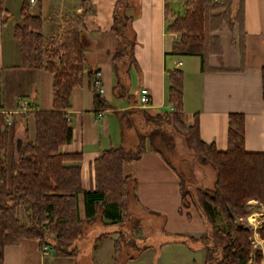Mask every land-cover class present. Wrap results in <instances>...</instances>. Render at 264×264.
Here are the masks:
<instances>
[{"label":"crops","instance_id":"0c3cea01","mask_svg":"<svg viewBox=\"0 0 264 264\" xmlns=\"http://www.w3.org/2000/svg\"><path fill=\"white\" fill-rule=\"evenodd\" d=\"M122 1L126 5L124 12L130 17V32L134 40V63L122 76L124 94L122 89L116 88L110 62L117 42L110 31L117 0H33L27 4L29 13L41 14V33L47 50L57 49L64 22L71 16H80L83 28L80 34L82 67L84 73H90L92 78L98 73L103 90L100 97L106 106L94 108L90 81L84 75L80 84L71 90L69 108L65 112L70 122V141L61 145L59 151L80 153V160L76 163L80 188L84 191L93 188V161L103 150L117 146L131 150L124 144L120 123L133 115L131 108L140 88L148 92L149 103L144 109L149 113L172 109L167 95V74L172 70L181 73L183 124L191 125L195 119L198 137L203 142L212 143L216 151L223 152L226 149L227 116L239 113L242 115L243 150L264 153L261 89L264 0H213L224 4L208 14L209 38L204 45L203 69H200V57L196 55L170 54L172 44L179 36L167 32L166 27L175 17L182 16L184 7L181 0ZM20 6L21 0H0V112L8 125L7 164L19 145L23 128L30 136L33 133L29 113L51 110V74L42 69L19 66L17 43L11 31L19 21ZM226 16L231 21L229 27L225 22ZM22 114L28 115L23 118L20 117ZM123 171L136 181V202L130 199L127 211L133 216H144L141 226L146 229L153 227L154 218H161L159 226L162 229L167 224L163 211L169 199L174 203L175 196L178 197L176 214L179 206L174 173L147 146L139 160L124 165ZM78 200L81 204L80 198ZM252 203L257 206L253 212L249 211ZM246 205L249 206L246 216L236 220V224L255 230L261 226L262 207L254 200L247 201ZM187 212L191 220L192 212L190 209ZM96 224L100 230L103 229L101 224ZM107 228V231L111 230V227ZM146 233L149 235L150 232ZM202 234L200 231L196 236H184L197 238ZM95 235L86 233L72 256L54 255L51 251L42 254L35 240L21 238L2 248L1 264H147L145 257L148 256L146 259L149 260L156 250V245L150 240L147 241L149 246L140 252L121 245L114 260L113 241L117 234L110 233L93 240ZM136 241L138 243L139 238ZM250 242L251 248L260 253V259L258 262L250 260L247 264H264V238L253 233ZM197 251L204 259V251Z\"/></svg>","mask_w":264,"mask_h":264},{"label":"trees","instance_id":"16d2710c","mask_svg":"<svg viewBox=\"0 0 264 264\" xmlns=\"http://www.w3.org/2000/svg\"><path fill=\"white\" fill-rule=\"evenodd\" d=\"M181 3L184 7L182 16L175 17L166 27L167 32L179 36L172 44L170 54L196 55L200 57V69H203L204 45L209 38L208 14L224 3L213 0H181ZM27 4L28 0H21L19 21L13 25L11 33L17 43L19 66L42 69L51 74V110L29 113L33 133L30 136L23 128L19 145L8 164L5 160L8 125L0 112V264L2 248L21 238L35 240L40 251L46 247L54 255L72 256L85 237L86 228L96 223L101 224L103 229L96 233L93 240L102 239L110 233L117 234L113 241L114 260L121 245L136 252L146 249L149 235L141 226L145 218L133 216L127 211L128 200L136 202V181L131 174L123 171L124 165L139 160L146 146L177 178V214L189 221V213H182V209L192 206L203 227L200 237L173 234L167 240L160 239L157 247L170 242L185 244L193 250L201 249L204 251L202 264L258 262L260 253L251 248L250 237L256 233L264 238V153L243 150L242 115L228 114L226 149L216 151L212 143L203 142L198 137L195 119L191 125L183 124L181 73L172 70L167 74L168 103L172 109L151 114L144 108L136 107V97L131 109L141 116L143 126L137 136V144L133 150L122 146L103 150L93 161V188L82 190L76 164L80 153L64 154L59 151L61 145L70 141V122L65 115L70 92L87 75L93 107L105 108L106 104L92 86L91 74L84 73L82 67L81 19L80 16L69 17L62 26L57 49L47 50L41 33V14L29 13ZM125 8V3L117 0L110 27L117 38L110 62L116 88L122 89L123 94L126 90L122 76L134 63V40ZM225 20L229 27L230 19L226 16ZM261 81L264 100V68L261 69ZM124 123H130V119L127 118ZM122 124L123 121L120 128ZM168 124L181 137L184 145L192 150L195 161L212 170L210 186H195L191 173L177 171L167 159L163 147H172V136L164 127ZM66 162L74 164L66 165ZM249 200L256 201L263 211L261 226L255 230L236 224V220L246 216ZM20 212L25 214L26 222L21 221ZM216 215L222 221V227L214 225ZM107 226L111 227L110 231H107Z\"/></svg>","mask_w":264,"mask_h":264},{"label":"rangeland","instance_id":"374dc122","mask_svg":"<svg viewBox=\"0 0 264 264\" xmlns=\"http://www.w3.org/2000/svg\"><path fill=\"white\" fill-rule=\"evenodd\" d=\"M137 107V106H136ZM139 108V107H138ZM130 123L125 124L123 122L122 131L124 132V141L125 146L128 149L133 150L137 144V136L142 132L143 126L140 122L141 116L139 114L132 113ZM165 130L172 136V147H163L164 154L167 159L171 162L174 168L186 174L187 172L191 173L192 181L195 186H210L213 179V172L208 166H201L195 161V156L189 148H187L181 137L175 133L171 125H165ZM15 154V153H14ZM9 156V152H5L6 159ZM192 163V164H191ZM130 199L128 200V202ZM80 204V202H79ZM178 204V197L175 196L174 203L169 199V203L166 204L164 209V214L167 219V224L161 229L159 223L161 218L153 219V227H144L143 230L149 233V240L156 245V250L154 254H149V260L146 259L147 264H202L203 257L200 251L193 250L185 244H176V243H166L157 248L159 239L172 237L174 233H180L185 235L196 236L200 231H203L201 227V221L198 218V215L194 209L189 207L193 218L185 220L182 216L181 218L176 214V207ZM81 206V204H80ZM257 207L255 203H252L247 206L249 211H256L253 208ZM188 209H182V213H186ZM81 210V209H80ZM188 213V212H187ZM244 218V217H243ZM20 219L23 222H26L25 214L20 212ZM214 225L216 227H222L223 223L220 220L219 216L216 215L214 219ZM162 230L167 232L166 234L162 233ZM200 230V231H199ZM253 230V229H252ZM100 231V228L97 224L92 225L91 227L86 228L85 232L89 234L97 233ZM48 250V249H47ZM152 252V251H151ZM146 264V263H145Z\"/></svg>","mask_w":264,"mask_h":264},{"label":"built area","instance_id":"2783aa9c","mask_svg":"<svg viewBox=\"0 0 264 264\" xmlns=\"http://www.w3.org/2000/svg\"><path fill=\"white\" fill-rule=\"evenodd\" d=\"M217 1V0H215ZM29 3L33 2V0H28ZM98 76V73H95V76L92 80V86L94 87L96 93L98 94H101L102 93V88H101V84H100V81L99 79L97 78ZM148 103H149V96H148V92L145 88H140L137 92V104L136 106L139 107V108H146L148 106ZM25 103L23 102L22 103V106H24ZM171 110V108H170ZM47 251V248L46 247H43L41 249V252L42 254H45Z\"/></svg>","mask_w":264,"mask_h":264}]
</instances>
